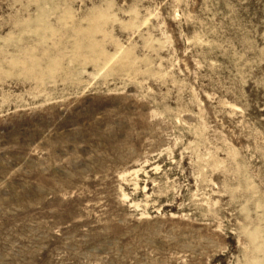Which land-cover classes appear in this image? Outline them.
<instances>
[{"label": "rangeland", "instance_id": "1", "mask_svg": "<svg viewBox=\"0 0 264 264\" xmlns=\"http://www.w3.org/2000/svg\"><path fill=\"white\" fill-rule=\"evenodd\" d=\"M0 264H264V0H0Z\"/></svg>", "mask_w": 264, "mask_h": 264}]
</instances>
